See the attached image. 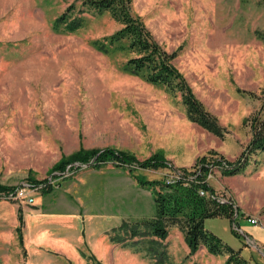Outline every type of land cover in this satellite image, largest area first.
<instances>
[{"label":"rangeland","instance_id":"obj_1","mask_svg":"<svg viewBox=\"0 0 264 264\" xmlns=\"http://www.w3.org/2000/svg\"><path fill=\"white\" fill-rule=\"evenodd\" d=\"M70 5L78 12L81 1L0 0V184L16 187L0 192V199L13 195L23 212L26 202L16 198L20 189L38 201L53 192L52 198L78 205L82 216L115 212L119 215L110 218L151 217L156 213L153 194L140 186L130 167L112 161L99 168L70 164L60 174L54 166L81 149L106 148L140 161L161 152L175 168H191L210 151L235 160L251 139L244 120L259 109L264 95V0H133V12L167 51L177 52L176 67L231 131L225 141L188 119L180 93L127 72L128 54L95 47L96 40L121 28L108 13H86L85 26L74 32L56 28ZM137 168L135 173L150 180L175 173L170 167ZM222 176L216 170L209 178L219 186L220 200L232 199L240 216L235 222L207 219L206 228L241 248L252 263L264 264L247 240V235L264 238L262 220L257 225L248 220L264 218V153L243 173ZM121 194L125 202L119 210ZM119 228L109 234L112 245L124 247L115 253L114 264L226 260L205 248L190 254L177 227L163 241L144 236V230L133 237L134 227ZM81 249L90 264L83 256L94 255L88 244L83 242Z\"/></svg>","mask_w":264,"mask_h":264},{"label":"trees","instance_id":"obj_2","mask_svg":"<svg viewBox=\"0 0 264 264\" xmlns=\"http://www.w3.org/2000/svg\"><path fill=\"white\" fill-rule=\"evenodd\" d=\"M79 1L81 6L78 12L75 5H70L57 18L56 28L62 27L66 31L74 32L85 26L86 13L92 15L108 13L121 25V28L111 35L96 40L94 45L98 50L105 53L111 50L125 52L129 55L124 65L127 72L142 75L149 83L164 85L171 93H180L188 119L220 140L225 141L231 135V131L222 125L218 117L197 97L186 77L176 67L174 60L178 55L177 52L167 51L155 39L142 18L133 12V0ZM243 124L250 128L251 139L233 161L223 154L210 151L201 156L191 168H175L161 152L140 161L131 153L113 148L90 151L81 149L69 157H64L54 166V171L64 173L70 164L72 168L75 166L81 168L84 165L99 168L110 161L130 167L131 175L137 179L140 186L151 190L156 213L151 217L132 220L128 218L119 230H125L127 226L134 227L133 237L139 235L140 230H144L142 231L144 236L156 237L163 241L168 237L170 228L177 227L184 235L190 254L205 248L212 255L225 256L226 260L222 264H254L243 256L241 248L235 249L229 245L220 236L207 229L205 223L210 218H225L235 222L240 216V211L235 209L232 199L220 200V195L209 177H212L216 170L228 177L241 174L254 157L264 153V95L259 109L246 117ZM137 167L155 169L170 167L175 173L163 179L150 180L135 173ZM15 189L16 187L0 184V192ZM22 214L20 208L21 226L18 231L21 241H23ZM234 233L238 236L236 230ZM83 256L90 264H103L94 255H86L83 252Z\"/></svg>","mask_w":264,"mask_h":264},{"label":"crops","instance_id":"obj_3","mask_svg":"<svg viewBox=\"0 0 264 264\" xmlns=\"http://www.w3.org/2000/svg\"><path fill=\"white\" fill-rule=\"evenodd\" d=\"M211 183L218 191L219 186H215L213 181ZM51 193L41 195L39 201L42 205H38L39 201L35 195L32 204L22 205L23 241L18 231L21 226L20 207L12 200L0 199V260L7 264H71L73 262L87 264L81 255V244L86 242L98 260L114 264L115 253L122 252L124 247L118 246V243L112 245L113 241L109 234L114 229H118L128 217L110 218L119 215L115 212L95 214L104 215L100 217H95L93 214L82 216L81 209L77 208L79 206L74 202L70 203L59 196L52 198ZM124 202L121 194L120 205L116 208L120 210ZM250 219H256L258 223L262 220L264 226L263 217L251 216ZM256 238L247 235V240L253 245L254 250L258 249L264 257V238ZM25 254L26 262L22 259ZM120 261L122 263V259Z\"/></svg>","mask_w":264,"mask_h":264},{"label":"built area","instance_id":"obj_4","mask_svg":"<svg viewBox=\"0 0 264 264\" xmlns=\"http://www.w3.org/2000/svg\"><path fill=\"white\" fill-rule=\"evenodd\" d=\"M204 194V192H202ZM13 196V195H12ZM12 196L8 197V199L12 200ZM16 198L19 199L21 202H26L28 204H32L34 202L33 196L25 189H20L16 195ZM253 224H258V220L250 219Z\"/></svg>","mask_w":264,"mask_h":264}]
</instances>
